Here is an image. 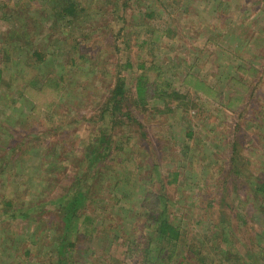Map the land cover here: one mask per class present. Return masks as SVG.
Wrapping results in <instances>:
<instances>
[{"label": "rangeland", "instance_id": "obj_1", "mask_svg": "<svg viewBox=\"0 0 264 264\" xmlns=\"http://www.w3.org/2000/svg\"><path fill=\"white\" fill-rule=\"evenodd\" d=\"M52 1L0 0V46L2 39L14 32L28 38L33 47L63 42L58 47L60 56L51 65L52 69L60 64L64 67V71H56L57 78L63 79L59 81L63 89L60 99L51 103L50 111L42 107L38 115L32 113V119L22 120L18 119L17 112L7 118L10 112L0 107V144L18 148L25 145L23 140L33 133L30 145L41 150L49 143L59 146L60 170H54L52 179H46L45 187L38 188L41 192L34 196L43 193L45 201L57 198L65 185V177L71 178L79 168L75 159L98 127L91 124V117L116 75L125 77L128 87L139 72L136 58H141L147 62L145 67L155 68L152 79L156 69L162 72L158 86L164 88L167 84V93L181 89L185 98L181 99V108L173 114L166 108L172 109L174 103L167 101L165 105V98L163 102L158 99L156 107L141 115L145 138L138 139L139 151L132 162L141 170L136 176L138 181L144 180L147 188L156 193L163 186L173 205L170 220L181 232L179 251L173 263L264 264V194L248 190L241 184V177L234 174L237 166H241L250 173L251 181L264 180V0H180L172 6L163 0H120L116 1V7L103 4L111 0H97L101 4L91 9L88 6L84 23L66 42L67 36L60 33L63 22L56 21L59 14L62 15L61 9H51ZM66 1L88 3V0ZM121 12L125 13L127 23L118 20ZM150 12L153 19H145ZM148 22L155 25L156 33L164 32L163 36L158 47L153 45L154 48L149 49L153 51L141 53L140 49L131 48V68L127 69V50L121 42L133 39ZM118 29H122L121 35L116 42H111L110 31L117 33ZM164 34L167 35L164 37ZM23 66L22 62L18 71ZM10 74L14 72H5L4 78L9 79ZM189 76L206 89L190 82ZM18 79L19 76L11 80L14 86L27 85L26 80L18 83ZM184 79L185 88H182ZM231 80L243 83L248 91L240 101L235 102L233 98L228 109L226 105L231 96L228 82ZM152 98L150 101L154 102ZM190 102L196 105L192 110ZM26 107L23 112L28 114ZM132 130L137 132L138 128ZM188 132L190 136L186 135ZM232 142L236 144L233 151ZM12 152L17 154V149L0 146V158L5 154L8 167ZM132 164H126L125 168ZM145 164L148 167L159 165L163 182L170 184H150L148 171L151 169H144ZM11 167L12 164L10 170ZM15 179L18 183L23 180L20 175ZM115 182L107 177L100 180L104 188L115 187ZM11 184L4 185L0 180V197L16 188L21 191L15 183ZM32 194H19L15 209L20 208L18 203L20 206L29 203ZM95 194L89 212L100 222L96 226L97 234L105 228L104 232L113 236V231L121 224V235L125 232L128 239L141 241L142 219L138 217L133 224L121 222L116 208L122 203L112 199L113 193L96 188ZM133 207L130 216L143 215L137 205ZM53 208V203L46 204L41 217L33 215L35 212L29 214L31 218L17 214V219L0 223V253L9 254V261L0 259V264H22V260L27 259L23 251L29 250L34 256L37 249L28 243V236L34 230L41 243L48 246L55 231L48 224L37 226V222L42 218L47 223L52 218ZM86 241H78V246L87 252V256L79 257L85 264H117V260L134 264L120 253L122 250L103 253L98 249L99 244ZM189 252L194 256H189ZM179 257L183 262H178ZM43 259V255H35L25 262L44 264Z\"/></svg>", "mask_w": 264, "mask_h": 264}, {"label": "trees", "instance_id": "obj_2", "mask_svg": "<svg viewBox=\"0 0 264 264\" xmlns=\"http://www.w3.org/2000/svg\"><path fill=\"white\" fill-rule=\"evenodd\" d=\"M116 1L120 0H111V2L104 1L103 4L108 3V6L116 7ZM163 1H168V4L172 6V4L175 5L180 0ZM126 3L127 1L124 2V5ZM95 4L99 6L101 2L88 0V3L86 1L81 3L76 1L54 0L49 4L51 9H61L59 10L62 15L59 14L60 18H57L56 21L60 19V22H63L60 33H64L67 36L64 39L65 42L70 39V36L75 35L73 32L78 30L84 23L83 18L89 10L88 6L91 9V7H95ZM153 17V13L151 12L145 15V19L148 18L151 20ZM118 18L119 21L128 22L123 12L120 13ZM154 26L153 23H145L144 28L142 27V31L144 30V32L139 30L132 37L133 39L129 40L130 42H121V46L127 50L125 59V67L127 69L131 68L129 60L132 56L131 48H138L143 53L145 50L148 51L154 48L153 45L155 48L158 47V42L164 32H160V34L156 33ZM116 32L114 33L113 30L110 31L109 36L111 42H116L121 35L122 29H118ZM166 33L170 34V31L166 29ZM18 35L16 32L11 35L9 34L1 42L0 107L10 112L8 115L6 114L7 118L17 112L18 119L28 120L32 119V113L39 114V108L43 107L49 112L51 103L60 99L63 88L59 81L63 79L62 77L57 78L56 71H64V67L60 64V66H56V69L54 67L52 69L51 65H53V62L56 63L57 57L60 56L58 47L63 42H49L45 46L33 47L28 38ZM166 35L164 34V37ZM83 36L85 35L83 34ZM142 37L143 39L141 40ZM114 48L117 52H120L119 48ZM140 51L137 54L138 57ZM136 59V67L139 72L136 76L134 75L135 78H133L132 84L130 83L127 87L125 77L120 74L116 75L115 81L105 94L103 102L91 117V124H98L96 132L90 134L84 150L75 159L79 166L78 170L71 178L65 177V185L59 190L60 192H58L57 198L54 201L42 200L43 196L41 195L43 193L37 197L34 194L41 192L38 191V188L45 187L46 179H52V175L54 176L55 173L54 170H60L62 162L60 161L61 155L57 151L59 146L49 143L47 148L45 147V149L41 150L36 145H30L29 141L34 137L33 133L29 134L28 137L26 136V139L23 140L25 145H19L18 148L13 145L10 146L8 143L0 144L4 148L17 149V154L13 152L10 154L12 159L9 160L11 162L9 163V167L4 160L5 154L0 158V180L4 185L9 182H12L11 185L15 183V187L19 186L18 190H21L17 191L16 188L12 193H7L0 197V223H5L9 219H17L15 217L17 214L19 216L23 215L25 218H31L29 214L35 212L33 215H39L41 217L46 204L53 203L54 207L52 209V218L47 223L43 222L42 218L37 222V226L48 224L55 231L53 233L54 237L46 244L48 246H44L43 241L41 243V238L36 236V230L30 233L28 243L36 247L37 250H35L36 253L34 256L29 250L23 251V257L27 258L25 260L31 257L33 258L35 255H43L44 264H85L81 259L83 258L82 256H87V252L86 249H81L78 246V241L87 239V243L91 241V243L95 242V244H99L100 247L98 249L102 250L103 253L109 252V250H122L120 253L132 259L131 262L134 264H175L173 263V259L179 251L181 232L170 220V209L173 205L165 195L163 186H161V191L156 193L147 188V182L144 180L138 181L136 176L141 170L135 163H133L134 166L132 162L135 153L139 151L138 139L145 138L144 127L140 121L141 115L149 111V109L152 110V108L156 107L155 104L159 103L157 101L158 99L160 101L163 99V102L165 98V105H167V101H170L168 103H174L172 109L169 110V108H166L167 112L169 111V113L173 114L181 108L182 100L185 98L182 96L184 94L181 89L180 91L171 90L170 93H167V84L164 88L160 87V85L158 86L157 82L161 80L162 72L156 69V76L152 79L155 68H147L145 67L147 62L144 59ZM22 62L26 67L23 66L18 71ZM8 71L14 72V74L18 73V83L22 79L23 81L26 80L25 83L27 85L25 87L23 85L22 88H20L19 84V87L14 86L11 80H15L17 76L10 74L9 79L4 78V73ZM186 79L181 82L182 88L185 86L184 81L186 83ZM190 82H194L198 86L200 85L206 89L204 84L196 79L190 77ZM228 86L231 91V96L228 99L226 108L229 109L233 101L232 99L235 98V102L240 101L246 95L248 88L243 83L235 80L229 81ZM151 97L154 98V100L152 98L154 102L150 101ZM215 101L220 100L217 98ZM190 105V110L196 106L191 102ZM24 107L29 111L28 114L23 112ZM157 111L159 112V110ZM73 124H76V122ZM132 128H138L137 132L132 130ZM186 135L190 136V133L188 132ZM122 138L124 139L122 140ZM230 146L233 151L236 144L232 142ZM57 152L59 155H57ZM45 153L46 156L43 157ZM128 163H131L132 166L125 168V165ZM11 164L12 170H10ZM237 167L236 169L238 171L234 174L237 177H241V184L246 185L248 190L253 189L258 193L264 194V180H260L259 178L255 182L251 181L249 179L250 173L241 166ZM147 168L151 169L148 171L150 184L161 183L164 186L170 184L163 182L159 165L148 167L145 164L144 169ZM14 170L15 172H13ZM43 173L45 175H42ZM46 173L50 176H47ZM17 175L23 178V180L20 179L19 183L15 179ZM106 177L110 178V180H115L116 186L111 188L102 187L100 180H106ZM21 185L24 187V190L22 187L20 189ZM127 187L132 188L129 189ZM32 188L33 191H30ZM96 188L103 192H112V199H116L115 201L117 203H122V206L116 208L117 214L121 216V222L133 224L138 217L142 219L139 226L140 232H142L141 241L140 239H128V233L125 232H122L121 235V224L113 231V236L109 232L106 234L104 232L105 228H103L100 234H97L96 226L100 222L97 221V216L93 217L91 212H89V204L95 199L94 196L96 194L94 195V193ZM120 189H122L121 192ZM25 193H33V198L29 203H25V205L20 206L18 203V207L20 208L15 209V201L16 199L18 200V195ZM136 205L137 209L141 210L143 215L135 214L130 216L132 208H134L133 206L136 207ZM40 209L42 212L38 213ZM20 238H23V234ZM0 254L2 261H9V254ZM190 255L194 256V253L189 252ZM25 260H22V264L27 263ZM180 261L182 259L179 257L178 262ZM115 263L126 264L119 260Z\"/></svg>", "mask_w": 264, "mask_h": 264}]
</instances>
